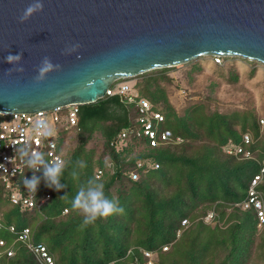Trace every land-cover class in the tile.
Returning a JSON list of instances; mask_svg holds the SVG:
<instances>
[{
	"label": "trees",
	"instance_id": "16d2710c",
	"mask_svg": "<svg viewBox=\"0 0 264 264\" xmlns=\"http://www.w3.org/2000/svg\"><path fill=\"white\" fill-rule=\"evenodd\" d=\"M213 59L216 74L236 84L235 68L221 66L233 58ZM243 61L254 66L251 74L259 65ZM183 67L189 84L203 72L198 61ZM174 69L153 70L111 86L133 80L137 99L161 115V122L154 121L156 145L143 133L136 103L106 95L80 106L76 126H68L63 114L57 125V153L86 163L79 182L68 169L60 181L65 187L56 191L38 172L36 204L22 207L11 202V191L0 180V264H46L28 245L45 247L54 264H146L144 253L152 254L154 264H264V224L258 226L253 207L236 206L247 199L264 161V120L253 106L221 111L215 81L178 111L170 99ZM7 119L0 115V121ZM163 131L171 133L170 141L160 139ZM245 134L251 137L248 145L242 142ZM226 146H241L251 158L227 155ZM109 158L114 172L107 167ZM132 173L138 174L136 180ZM24 174L13 180L15 189L22 190ZM93 177L105 182L106 194L118 197L125 211L84 226L71 200L80 183ZM256 191L264 210V175ZM23 229L30 234L28 245L18 239Z\"/></svg>",
	"mask_w": 264,
	"mask_h": 264
},
{
	"label": "water",
	"instance_id": "95a60500",
	"mask_svg": "<svg viewBox=\"0 0 264 264\" xmlns=\"http://www.w3.org/2000/svg\"><path fill=\"white\" fill-rule=\"evenodd\" d=\"M32 2L0 0L3 116L93 104L116 81L201 57L264 65V0H42L20 23ZM17 52L19 65L5 62ZM44 57L61 68L36 83Z\"/></svg>",
	"mask_w": 264,
	"mask_h": 264
},
{
	"label": "built area",
	"instance_id": "2783aa9c",
	"mask_svg": "<svg viewBox=\"0 0 264 264\" xmlns=\"http://www.w3.org/2000/svg\"><path fill=\"white\" fill-rule=\"evenodd\" d=\"M215 62H218L215 57ZM107 96L118 95L121 99L126 100L127 103H136L139 114V123L142 125L143 133L151 140L152 146L158 142L156 140L157 132L154 130V121L161 122V115L151 110V105L144 99H137L138 94L134 89V86L130 82H121L116 84L113 88H109L106 92ZM137 100V101H136ZM81 105H68L64 107H57L50 111H41L33 114H13L5 121H0V180L5 184L6 188L10 189V200L13 204L21 205L22 207H34L36 204L35 197L36 192L33 193L22 184V190L15 189L13 187V180L17 176L23 174L25 171L27 174L22 175V181L24 178L30 179L33 174L38 176V172L33 173L26 164L19 158L17 149L28 142L32 150L40 151L45 154L46 158L51 161L55 160L59 154L56 151V143L54 141V135L56 133L57 125L61 122L62 114L67 125L70 127L76 126L78 123V114ZM3 116V115H1ZM260 124L263 121L260 120ZM121 139L124 138L122 134ZM160 139L163 142L171 140V133L169 131H163L160 133ZM178 140V139H177ZM242 142L245 145L251 143V137L248 134L243 135ZM224 152L227 155H243L244 158L250 159L251 155L243 152L241 146H226ZM141 164H138L140 167ZM157 168V165L154 166ZM101 174V172H99ZM264 175V161L260 163L259 173L253 177L248 188L247 199L240 204H236L241 210H247L253 207L256 210L258 218V226L264 224V210L262 208V202L258 198L256 191L257 185ZM132 180L138 178L137 173L131 174ZM18 187V186H16ZM49 196L45 197L47 200ZM41 201L43 204L45 201ZM212 214H209L206 221L211 219ZM186 221L182 222L185 225ZM13 231V228H10ZM28 229H23L18 236L19 241L28 245L29 241ZM2 242H0V245ZM28 247L40 257L46 264H54L51 257L47 254L46 248L40 245ZM163 250H166L164 248ZM149 258L146 264H154L152 254L144 253Z\"/></svg>",
	"mask_w": 264,
	"mask_h": 264
},
{
	"label": "clouds",
	"instance_id": "9594fccd",
	"mask_svg": "<svg viewBox=\"0 0 264 264\" xmlns=\"http://www.w3.org/2000/svg\"><path fill=\"white\" fill-rule=\"evenodd\" d=\"M43 11L42 0H33L19 17V22L27 21L35 13ZM79 45L67 47L63 54L70 55L77 51ZM23 58V54L9 53L4 59L5 62L11 65H19ZM61 66L53 64L49 57H44L40 65L37 67V75L34 77L36 83L42 82L48 73L59 71ZM9 72L12 69L8 70ZM15 71L23 72L22 66L16 67ZM19 158L26 166L33 171L42 172V178L49 188H54L56 191L62 190L65 185L62 184L61 178L68 169H71L70 175L73 181L79 182L80 173L86 167V163L82 160H73L71 156L62 152L55 160L49 161L45 154L40 151L31 149L28 142L17 149ZM107 167L112 172L115 171V165L110 161ZM41 182V176L35 174L30 179L24 178V185L31 192L35 193ZM66 195L62 196V198ZM71 207L77 211L82 217L84 226L94 224L98 219L107 218L114 215H122L125 211L118 197H109L105 192V182L96 178H89L87 181L80 183L78 191L71 200Z\"/></svg>",
	"mask_w": 264,
	"mask_h": 264
},
{
	"label": "rangeland",
	"instance_id": "374dc122",
	"mask_svg": "<svg viewBox=\"0 0 264 264\" xmlns=\"http://www.w3.org/2000/svg\"><path fill=\"white\" fill-rule=\"evenodd\" d=\"M195 61L202 64L203 72L196 76L193 84H189L185 78L184 65L173 67L175 69L170 72L176 84V87L171 89L170 99L178 111L184 108L188 99L196 100L198 98L196 94L199 96L206 94L209 82L215 81L220 84L217 91V103L221 111L242 110L253 106L260 118L264 120V65L255 66L251 74L254 66L240 58L221 61L224 69L233 66L238 73L237 83L228 84L216 74L213 57H201ZM128 82L134 83L133 80Z\"/></svg>",
	"mask_w": 264,
	"mask_h": 264
}]
</instances>
